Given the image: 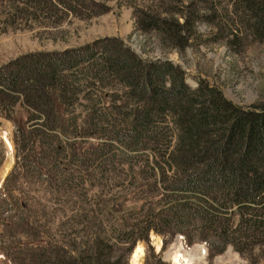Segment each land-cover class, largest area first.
Masks as SVG:
<instances>
[{
    "label": "trees",
    "instance_id": "16d2710c",
    "mask_svg": "<svg viewBox=\"0 0 264 264\" xmlns=\"http://www.w3.org/2000/svg\"><path fill=\"white\" fill-rule=\"evenodd\" d=\"M204 1L211 16L202 18L222 17L211 0ZM231 1L229 11L264 40V0ZM4 5L12 23L29 27L88 15L97 3L0 0ZM173 9L175 17L134 10L135 26L182 48L196 19ZM238 31L229 43L240 39ZM18 103L22 123L14 115ZM0 117L12 122L15 142L0 210L15 207L27 228L31 202L20 189L29 180L47 193L82 199L106 167L130 169L138 178L122 197L127 205L117 230L96 224V211L81 206L61 222L63 234L13 246L14 264H128L125 246L147 241L150 230L179 234L186 246L203 243L209 256L229 245L239 252L264 246V106H238L204 80L192 88L170 60L142 59L112 36L20 55L0 66ZM15 189L20 193L11 204ZM114 200L104 214L114 212Z\"/></svg>",
    "mask_w": 264,
    "mask_h": 264
},
{
    "label": "rangeland",
    "instance_id": "374dc122",
    "mask_svg": "<svg viewBox=\"0 0 264 264\" xmlns=\"http://www.w3.org/2000/svg\"><path fill=\"white\" fill-rule=\"evenodd\" d=\"M84 1L97 3L90 10L94 12L81 16L68 14L59 25L42 20L33 22L29 27L19 26L18 22L12 23L7 18L10 15L6 14V6H0V66L23 54L64 50L112 36L120 38L142 59H167L179 65L185 73V81L192 88L196 87L199 80H204L217 87L225 98L238 106H264V40L254 38L240 23L239 18L229 11L232 10L231 0H211V4H215L216 11L222 17L215 14L210 20L202 18L205 15L211 16L204 0H179V3L176 0ZM175 6L180 7V11L189 18L196 19L191 26L193 33L184 47H171L169 43L160 41L155 32H146L135 26L134 10L140 13L139 10L149 8L156 13L175 17ZM225 7L228 9L226 12L223 10ZM182 20L181 14L179 21ZM237 31L240 39L229 43L228 38L232 39L231 33ZM14 112L17 120L22 123L25 120V111L20 103L16 105ZM14 151L12 122L0 117V189L7 175L13 170ZM137 182L138 178L133 176L130 169L106 167L96 174L95 184L87 185L88 191L81 199L71 193H47L42 185H36L29 180L20 190L31 202L32 211L28 213L31 216V227L20 224L21 212L15 207L12 213H3L0 210V264H14L11 258L13 254L11 256L9 251L18 243H25L32 237H35L36 242L48 240L53 233L63 234L61 222L67 221L64 220L65 216L71 215V212L81 206H88L96 211V224L103 228H110L111 225L117 230L121 226L120 211L127 205L122 197L128 187ZM118 183L123 186L120 187ZM20 190L15 189L13 192L9 200L11 204ZM24 194L20 196L24 197ZM121 194L123 195L120 196ZM113 198L116 199L113 202L114 212L104 214L107 207L110 208V199ZM118 209L119 212H116ZM5 219L10 225H5ZM33 222L35 224L32 226ZM71 233L68 232L66 236L70 237ZM152 235L160 238L159 248L156 247ZM138 243L144 248L140 264H176L174 256L177 252L188 258L191 264H264V246L244 252L228 246L224 252L209 256L207 248L199 242L186 246L178 234L164 235L151 230L147 241L136 240L130 247L125 246L128 251H125L124 257L128 264H134L131 255L133 247Z\"/></svg>",
    "mask_w": 264,
    "mask_h": 264
},
{
    "label": "bare ground",
    "instance_id": "6f19581e",
    "mask_svg": "<svg viewBox=\"0 0 264 264\" xmlns=\"http://www.w3.org/2000/svg\"><path fill=\"white\" fill-rule=\"evenodd\" d=\"M152 239L154 240V243L156 245V247H160V238L157 236L152 235ZM143 255H144V248L143 246L138 243L135 247L134 250L132 252L131 255V261L134 264H140L142 262L143 259ZM174 262L176 264H191L190 260L188 258H186L183 254H181L180 252H177L174 256Z\"/></svg>",
    "mask_w": 264,
    "mask_h": 264
}]
</instances>
